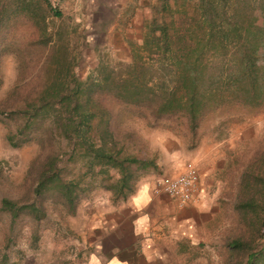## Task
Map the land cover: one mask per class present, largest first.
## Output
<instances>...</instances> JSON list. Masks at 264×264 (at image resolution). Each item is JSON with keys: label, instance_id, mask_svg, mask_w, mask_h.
<instances>
[{"label": "trees", "instance_id": "trees-1", "mask_svg": "<svg viewBox=\"0 0 264 264\" xmlns=\"http://www.w3.org/2000/svg\"><path fill=\"white\" fill-rule=\"evenodd\" d=\"M255 6L264 15V0H179L168 11L167 0H153L140 40L125 39L128 59L97 56L80 80L73 72L76 43L63 39L59 23L47 27L59 10L49 0H0V55L19 60L21 78L30 75L23 73L30 65L39 68L36 95L0 111L10 147L38 146L22 177L31 181L23 197L0 198L10 229L22 216L42 219L47 205L72 216L96 186L109 191L111 204L125 200L157 156L130 120L179 132L192 148L208 118L258 112L264 106V26L249 19ZM226 159L222 190L235 189L227 192L231 214L227 193L220 198V214L232 217L224 264H264V152L240 166Z\"/></svg>", "mask_w": 264, "mask_h": 264}, {"label": "rangeland", "instance_id": "rangeland-1", "mask_svg": "<svg viewBox=\"0 0 264 264\" xmlns=\"http://www.w3.org/2000/svg\"><path fill=\"white\" fill-rule=\"evenodd\" d=\"M49 2L59 10L61 16L56 19H47V27H53L59 23L65 32L63 39L70 44L76 43L72 48L73 53L80 52V55L77 57L73 72L80 80H83L96 66L97 56L106 53L111 59H128L129 45L126 40L135 43L140 40L143 26L152 13L142 11L140 5L149 6L153 0H126L124 3L127 4L122 8H120L119 0H49ZM167 4L166 11L168 8L179 7V0H167ZM135 6L136 9L138 8L136 13ZM169 13L165 12V14ZM250 13L249 19L252 23L264 26V15L258 7L255 6ZM257 55L260 61L263 58L261 49L258 50ZM18 61L11 53L0 55V111H7L18 105L23 106V103L33 98L39 89V80L34 75L39 73L38 66L32 69L30 65L26 71H23L24 74L30 75L21 78L22 67ZM25 90L28 91L27 94ZM4 117H6L5 114ZM130 121H132L130 125L140 139L146 143L154 142L165 131L162 128L147 127L141 121ZM11 130H14L12 124ZM200 133L201 138H207V145L224 140L218 147L223 152V145L226 144L227 157L237 160L238 166L248 160L259 159L264 152V106L258 112L244 117L208 118L201 125ZM59 146L64 147V143L59 142L58 148ZM56 151L59 150L56 149ZM37 153L38 146L33 141L20 147H10L8 158L0 163V198L2 196L12 199L23 197L25 187L30 185L28 183L31 181L22 183V177ZM187 161L191 160L184 159L182 163ZM262 166L264 168V164ZM82 170L78 168L77 171ZM157 173L160 171L154 172V174ZM234 189L235 185L224 190L225 192L222 191L225 194L233 190L234 193ZM228 194L224 195V198L227 201L231 200L228 203L231 214L233 197L230 198ZM108 196L109 191L96 186L87 196L80 198L75 213L83 205L106 200ZM230 214H220L219 211L216 229L222 232L223 242L226 232L232 225ZM66 216L59 215L57 209L47 205L46 214L42 219L36 222L27 216H22L11 230L8 215L0 212V264H48L54 251H63L67 248L66 253H70L74 246L70 243V239H73L71 234H65L67 232L64 223ZM54 238H61V242L55 244ZM49 244H52L51 251Z\"/></svg>", "mask_w": 264, "mask_h": 264}, {"label": "crops", "instance_id": "crops-1", "mask_svg": "<svg viewBox=\"0 0 264 264\" xmlns=\"http://www.w3.org/2000/svg\"><path fill=\"white\" fill-rule=\"evenodd\" d=\"M119 1L120 8L127 4L124 3L126 0ZM140 6L142 11L148 12L147 6ZM136 12L138 8L135 6ZM3 119L1 116L0 163L8 158L10 150L5 140ZM223 142L207 145V138L200 137L197 145L189 148L181 133L168 130L154 142H147L157 153L155 168L144 172L125 200L116 204L104 199L87 203L74 216H66L65 234H71L73 239L70 243L74 248L70 253H66L67 248L54 251L48 264L227 262L228 249L222 232L216 229L220 198L223 199L222 171L227 161L226 144L223 152L218 147ZM184 159L191 160L198 167L199 202L196 204H180L163 193L153 191L154 184L174 175L182 167ZM155 171L160 173L154 174ZM60 240L56 238L54 243ZM49 245L51 251L52 244Z\"/></svg>", "mask_w": 264, "mask_h": 264}, {"label": "built area", "instance_id": "built-area-1", "mask_svg": "<svg viewBox=\"0 0 264 264\" xmlns=\"http://www.w3.org/2000/svg\"><path fill=\"white\" fill-rule=\"evenodd\" d=\"M198 186V168L193 162L187 161L174 175L158 180L153 191L163 193L180 204H196L199 202Z\"/></svg>", "mask_w": 264, "mask_h": 264}]
</instances>
